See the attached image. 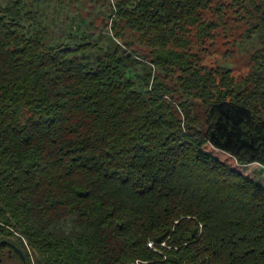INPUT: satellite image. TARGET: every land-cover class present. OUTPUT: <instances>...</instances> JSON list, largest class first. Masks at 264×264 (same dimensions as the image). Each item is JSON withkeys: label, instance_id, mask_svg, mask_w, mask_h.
I'll list each match as a JSON object with an SVG mask.
<instances>
[{"label": "trees", "instance_id": "trees-1", "mask_svg": "<svg viewBox=\"0 0 264 264\" xmlns=\"http://www.w3.org/2000/svg\"><path fill=\"white\" fill-rule=\"evenodd\" d=\"M226 1L117 0L108 35L81 11L56 36L0 0V264H264V0ZM244 23L248 74L204 66Z\"/></svg>", "mask_w": 264, "mask_h": 264}, {"label": "rangeland", "instance_id": "rangeland-1", "mask_svg": "<svg viewBox=\"0 0 264 264\" xmlns=\"http://www.w3.org/2000/svg\"><path fill=\"white\" fill-rule=\"evenodd\" d=\"M116 2L117 0H34L35 8L39 11V18L42 16L47 19L48 23L52 22L56 36L64 32V35L68 34L67 31H70L72 24L76 25L80 21L78 15L81 11L84 13L85 20L89 21L98 17L95 20L97 34L100 32L108 35L111 32L112 21L116 18L113 14ZM213 2L216 5L223 0H213ZM109 16L112 17L108 18ZM245 26L244 23L234 29L232 33L235 38L231 37L229 28L224 29L221 26L216 32L215 40L206 42L205 49L203 46L195 47V52H198L201 57V63L209 69H231L232 74L238 78L246 76L251 69L250 56L259 42L257 35L252 38L246 37ZM126 37L135 40V47L141 51H148V47L140 43L134 31H128ZM105 41H107L106 38L103 43ZM259 169L264 174V169L260 167Z\"/></svg>", "mask_w": 264, "mask_h": 264}, {"label": "built area", "instance_id": "built-area-1", "mask_svg": "<svg viewBox=\"0 0 264 264\" xmlns=\"http://www.w3.org/2000/svg\"><path fill=\"white\" fill-rule=\"evenodd\" d=\"M149 246H152V243H150Z\"/></svg>", "mask_w": 264, "mask_h": 264}]
</instances>
